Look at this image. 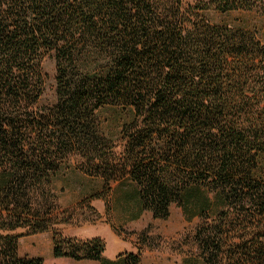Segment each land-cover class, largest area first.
Segmentation results:
<instances>
[{"label": "trees", "instance_id": "trees-1", "mask_svg": "<svg viewBox=\"0 0 264 264\" xmlns=\"http://www.w3.org/2000/svg\"><path fill=\"white\" fill-rule=\"evenodd\" d=\"M210 10L264 21V0H0V264H44L19 239L49 231L56 258L141 264L140 249L109 260L102 237L58 229L75 218L53 189L73 154L102 180L89 198L119 214L201 218L185 264H264V25ZM52 53L57 101L40 106ZM105 107L130 113L120 154Z\"/></svg>", "mask_w": 264, "mask_h": 264}, {"label": "rangeland", "instance_id": "rangeland-1", "mask_svg": "<svg viewBox=\"0 0 264 264\" xmlns=\"http://www.w3.org/2000/svg\"><path fill=\"white\" fill-rule=\"evenodd\" d=\"M185 1L195 2L198 0ZM205 15L213 23H227L235 27L256 30L259 32V36H263L264 21L257 12L232 11L220 13L210 10L206 11ZM42 70L45 74V81L39 105H51L57 101L56 59L54 53L43 59ZM99 118L102 132L114 143L116 153L120 154L124 146L121 140V130L123 124L130 120V113L114 107H105L99 111ZM82 163L83 160L79 156L74 154L69 156L53 182L54 193L58 197L59 210L57 213L60 217L64 216H61L62 212L65 215L72 213L75 216L72 222L60 224L58 229L62 230L65 235H69V232L75 231L74 228L85 224L89 227L92 226L91 231L80 229L75 233L82 235L99 234L109 241V233L96 229H100L104 223L110 221L109 214L114 204L109 197L106 200H91L89 198L91 194L101 191L102 180L90 177L82 172L79 167ZM117 185V182L112 183V188L115 189ZM114 209L116 213H119L116 207ZM146 221H149L152 231V236L149 239L156 242V249L160 253L163 252L162 259L159 261H163L166 252L169 256V264H185L187 259L199 254L194 235L196 227L202 221L201 218L195 217L192 221L186 223L181 212L173 207L172 216L168 220H154L146 216L144 222ZM22 232L25 231L22 230ZM117 232L119 235L123 234L126 238L131 237V233L121 227ZM52 238L53 232L51 231L24 235L19 239V254L29 256L38 254L44 258V264H79L77 261H68L67 259H60L59 262L54 263L57 258L53 256Z\"/></svg>", "mask_w": 264, "mask_h": 264}, {"label": "crops", "instance_id": "crops-1", "mask_svg": "<svg viewBox=\"0 0 264 264\" xmlns=\"http://www.w3.org/2000/svg\"><path fill=\"white\" fill-rule=\"evenodd\" d=\"M173 207L179 210L186 223H189V221L185 218L183 210L176 205L171 206L169 218L172 216ZM146 216L148 218L149 217L153 218L154 220H163V219L154 218L153 214L150 211H139L128 214H119L115 212L114 208H112L109 214L110 221L108 223H104V225L102 224L103 226H101L100 229L98 228L96 229L109 233L110 236L109 241L106 240V238L103 235H99V234H90V235L76 234L75 231L80 229L91 231L92 226L89 227V225H85V224L81 227L74 228L73 230L75 231L69 232V235L82 239L92 238L96 236L102 237L106 242L104 257L109 260H117V257L125 252L137 253L139 252L140 249L141 264H169V256L167 254L168 252L165 253L163 261L162 260L159 261L160 259H162L163 252L160 253L159 250L156 249V245H155L156 242L153 239L152 241L149 239V237L152 236L151 235L152 231L150 229L149 221L144 222V218ZM120 227L123 230L131 233V237L126 238V236H124L123 234L119 235L117 230ZM145 230L146 233L140 234ZM144 237L146 238L143 239ZM110 243H111V247H110ZM30 256H39V255L31 254ZM60 259H67L68 261L74 260L72 258L59 257L57 258V260L54 261V263L59 262ZM74 261L79 262V264H101V262L97 260L83 259V260H74Z\"/></svg>", "mask_w": 264, "mask_h": 264}]
</instances>
